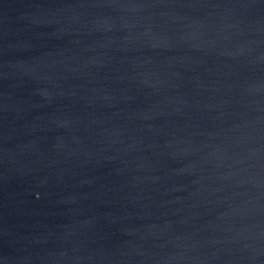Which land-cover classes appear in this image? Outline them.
<instances>
[{"label":"water","instance_id":"95a60500","mask_svg":"<svg viewBox=\"0 0 264 264\" xmlns=\"http://www.w3.org/2000/svg\"><path fill=\"white\" fill-rule=\"evenodd\" d=\"M0 264H264V0H0Z\"/></svg>","mask_w":264,"mask_h":264}]
</instances>
